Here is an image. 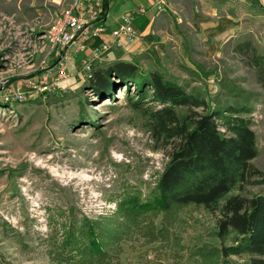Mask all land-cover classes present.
Listing matches in <instances>:
<instances>
[{"label": "rangeland", "instance_id": "374dc122", "mask_svg": "<svg viewBox=\"0 0 264 264\" xmlns=\"http://www.w3.org/2000/svg\"><path fill=\"white\" fill-rule=\"evenodd\" d=\"M72 1L0 0V264H57L50 257L56 215L109 213L127 188L148 195L170 160L171 147H158L133 110V88L98 98L71 48L60 66L47 32ZM159 2L161 40L134 56H124L123 45L109 55L100 46L93 74L123 58L199 93L212 108H249L237 116L250 121L259 149L252 164L264 172V0ZM236 193L260 195L264 184ZM183 217L178 256L136 239L116 264H200L191 254L219 244L218 216L191 208Z\"/></svg>", "mask_w": 264, "mask_h": 264}, {"label": "trees", "instance_id": "16d2710c", "mask_svg": "<svg viewBox=\"0 0 264 264\" xmlns=\"http://www.w3.org/2000/svg\"><path fill=\"white\" fill-rule=\"evenodd\" d=\"M109 0L101 4L100 19ZM86 72L98 98L125 88L133 110L147 121L158 147H171L170 160L148 195L127 188L113 211L97 217L73 212L56 215L50 257L57 264H116L124 244L142 239L159 244L170 255L184 251L179 235L191 208L217 214L214 236L192 252L200 264H227L233 256H248L264 264V193L250 198L236 192L249 184H264V172L252 161L259 155L249 120L237 116L249 108H212L199 93H189L158 71L144 73L133 62L119 60L93 74ZM186 108L181 116L177 109ZM246 111V112H243Z\"/></svg>", "mask_w": 264, "mask_h": 264}, {"label": "crops", "instance_id": "0c3cea01", "mask_svg": "<svg viewBox=\"0 0 264 264\" xmlns=\"http://www.w3.org/2000/svg\"><path fill=\"white\" fill-rule=\"evenodd\" d=\"M80 1L81 13H83L90 22L88 29L89 33L81 37V39L70 48L71 53L75 55L73 58L79 62L77 65H80L81 70L86 58L93 59V52L102 44L105 43L107 46H110L106 55L113 53L112 51L116 49V44L112 37V33L119 27L123 18L126 16L132 18V25L136 38L132 42H124L123 47L126 50L124 56H134L137 52L146 50L147 46L161 40L159 39L156 41L158 31L161 28V25L160 28L156 26L158 22L155 16L157 6L160 5L159 0H109L108 13L104 21L100 19L91 20L90 18V16L98 10L99 6H101L103 0ZM71 3H73V1ZM98 17H100V15ZM119 60L124 61L123 58ZM97 62L98 60L94 59V63Z\"/></svg>", "mask_w": 264, "mask_h": 264}, {"label": "built area", "instance_id": "2783aa9c", "mask_svg": "<svg viewBox=\"0 0 264 264\" xmlns=\"http://www.w3.org/2000/svg\"><path fill=\"white\" fill-rule=\"evenodd\" d=\"M100 13L101 6H99L98 10L91 15L92 19L97 20ZM89 25L90 22L81 13L80 0H76L69 4V6L61 10L55 17L47 32V37L52 50L55 52L56 56L60 58V66L63 65L64 61L68 58L70 47L77 43L81 37H84V35L89 33ZM112 37L114 38L116 45H123L124 42H132L136 38L132 25V18L129 16L124 17L122 23L112 33ZM102 48L107 51L110 46H107L104 43L101 45V49ZM101 49L93 52V61L94 59H97V54ZM91 65L92 62L84 61L81 71H89Z\"/></svg>", "mask_w": 264, "mask_h": 264}]
</instances>
